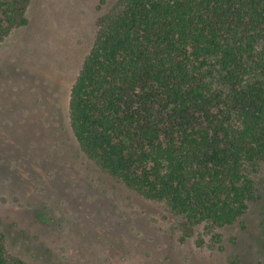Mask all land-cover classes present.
Wrapping results in <instances>:
<instances>
[{"label": "trees", "instance_id": "trees-1", "mask_svg": "<svg viewBox=\"0 0 264 264\" xmlns=\"http://www.w3.org/2000/svg\"><path fill=\"white\" fill-rule=\"evenodd\" d=\"M31 0H0V41ZM82 152L188 224L239 221L264 161V0H117L71 88ZM0 264L9 254L0 232ZM230 264H240L235 258Z\"/></svg>", "mask_w": 264, "mask_h": 264}, {"label": "rangeland", "instance_id": "rangeland-1", "mask_svg": "<svg viewBox=\"0 0 264 264\" xmlns=\"http://www.w3.org/2000/svg\"><path fill=\"white\" fill-rule=\"evenodd\" d=\"M117 0H31L0 41V232L28 264H264V161L245 215L188 224L81 150L71 88Z\"/></svg>", "mask_w": 264, "mask_h": 264}]
</instances>
